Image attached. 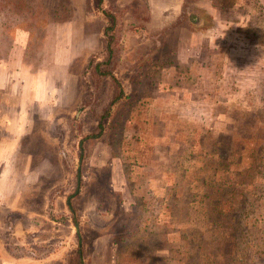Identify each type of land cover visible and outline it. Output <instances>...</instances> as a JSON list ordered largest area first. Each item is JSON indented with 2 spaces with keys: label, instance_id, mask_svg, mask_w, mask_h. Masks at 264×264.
<instances>
[{
  "label": "rangeland",
  "instance_id": "374dc122",
  "mask_svg": "<svg viewBox=\"0 0 264 264\" xmlns=\"http://www.w3.org/2000/svg\"><path fill=\"white\" fill-rule=\"evenodd\" d=\"M19 29L33 71L70 31L78 54L25 137L47 168L0 204L3 257L264 264V0H0V64Z\"/></svg>",
  "mask_w": 264,
  "mask_h": 264
},
{
  "label": "crops",
  "instance_id": "0c3cea01",
  "mask_svg": "<svg viewBox=\"0 0 264 264\" xmlns=\"http://www.w3.org/2000/svg\"><path fill=\"white\" fill-rule=\"evenodd\" d=\"M69 33L68 41L64 45L57 41L58 47L49 56L52 63H47L45 70L33 71L26 63V53L32 34L29 30L19 29L16 33L17 52L11 53L8 60L0 64V120L6 125L5 130L8 135L0 140V204L10 210H23L21 208L23 191L38 182L42 175L38 168H47L45 160L39 163L40 160L35 159L33 148L26 153L28 145L25 146V137L36 135L37 128H32L36 120L48 121L57 117L43 110L51 104L61 105V98L56 99L50 93L49 74L57 73L62 69L64 73L71 74V67L65 66H68L78 53L77 39L72 36L71 31ZM62 86L69 92H73L74 86L76 87L70 79L62 82ZM48 134L49 131L46 130L42 135ZM44 216L49 219V215ZM3 250L6 252L5 248ZM61 252H53L49 259L59 258L62 256ZM35 257H28V260L21 264L44 263L40 257ZM18 260L0 254V264H17Z\"/></svg>",
  "mask_w": 264,
  "mask_h": 264
},
{
  "label": "trees",
  "instance_id": "16d2710c",
  "mask_svg": "<svg viewBox=\"0 0 264 264\" xmlns=\"http://www.w3.org/2000/svg\"><path fill=\"white\" fill-rule=\"evenodd\" d=\"M19 3H20V1H16L15 3H14V1L12 3H11V1H8V4H13V5H19ZM189 18L194 23H199V21H200V18H199V16L197 14H190ZM29 31L31 32V34H33L30 29H29Z\"/></svg>",
  "mask_w": 264,
  "mask_h": 264
}]
</instances>
